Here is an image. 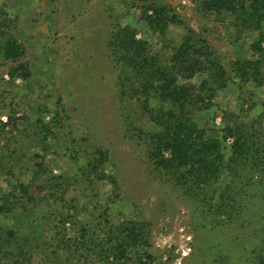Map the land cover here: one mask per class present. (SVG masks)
I'll return each instance as SVG.
<instances>
[{"label":"rangeland","instance_id":"obj_1","mask_svg":"<svg viewBox=\"0 0 264 264\" xmlns=\"http://www.w3.org/2000/svg\"><path fill=\"white\" fill-rule=\"evenodd\" d=\"M162 6L180 21L165 35L145 14ZM125 28L165 65L188 29L207 40L227 86L195 119L220 136L226 124L238 126L256 142L262 161L259 173H246L256 175L254 183L243 176L250 189L240 213L215 211L227 173L211 189L209 210L155 168L149 135L158 127L147 96L111 45ZM259 34L240 31L232 17L203 12L194 0H0V45L12 38L24 50L17 61L0 52V202L5 197L16 205L0 213V264H93V241L108 239L100 218L105 209L113 224L144 225L147 242L139 252L152 256L150 264H257L264 253V197L254 195L264 188V60L253 49ZM247 63H258L259 73L241 76L238 68ZM19 64L29 77L12 78ZM206 78L197 74L192 84ZM148 106L158 107L154 98ZM233 143L223 140L226 158ZM99 149L107 153L104 171L117 188L82 176ZM14 228L8 237L6 230Z\"/></svg>","mask_w":264,"mask_h":264},{"label":"trees","instance_id":"obj_2","mask_svg":"<svg viewBox=\"0 0 264 264\" xmlns=\"http://www.w3.org/2000/svg\"><path fill=\"white\" fill-rule=\"evenodd\" d=\"M194 2L205 13L232 17L234 25L240 31L260 32L259 39L253 43V49L264 60V0ZM145 12L150 27L162 35L167 33L170 23L180 22L178 15L167 7H148ZM149 12L152 14L148 15ZM111 45L113 52L140 80V86L147 96L146 108L158 127L157 131L149 135V157L155 168L162 177L175 180L179 187L193 192L192 197L201 198L202 203L209 206V210L214 208L215 200V192H211V189L227 173L231 178L225 180L226 187L220 194L221 201L215 211L222 214L227 211L231 215L240 213L245 207L243 197L248 196L250 189L248 184L242 183L243 176H247V179L249 177L247 182L254 183L256 175L248 176L246 173L259 170L262 161L258 159L256 142L249 141L238 126L226 124L220 136L214 129L200 127L195 119L194 114L203 108H210L209 103L215 98L216 92L227 86L226 72L213 63L214 53L207 40L188 29L167 65L161 63L158 57L150 55L148 43L136 39L135 31L129 28L117 32ZM0 52L6 61H17L24 54L23 47L12 38L0 45ZM249 70L259 73L258 63H247L238 68L241 76H248ZM10 74L12 78L30 76L28 69L21 64L13 68ZM197 74L207 76L200 82L199 88L192 84ZM151 98L157 102V108H149ZM12 120L14 118H9V122ZM228 138H234V143L231 157L226 158L223 140ZM107 159L105 151L97 150L88 159L86 172L83 171L82 176L93 175L99 181L109 180L117 188L116 179L106 175L104 171ZM38 167L42 169L43 165L38 164ZM36 173L38 179L40 173ZM239 178L240 181L237 180ZM21 188L27 193L26 186L22 185ZM256 194L264 197V188L262 191L256 190L254 195ZM0 203V213L4 215L9 214L16 206L15 202L5 197H2ZM100 218L109 227L108 239L97 244L93 241V264H96V258L106 264H150L152 256L147 252H139L147 242L144 225L113 224L109 219L108 209H105ZM16 232L15 228L6 230V235L14 237ZM2 235L4 234L0 229V254L4 249L1 244ZM20 254L25 255L27 252L21 251ZM256 261L257 264H264V253L258 254Z\"/></svg>","mask_w":264,"mask_h":264}]
</instances>
